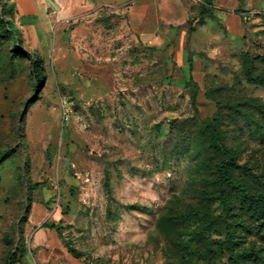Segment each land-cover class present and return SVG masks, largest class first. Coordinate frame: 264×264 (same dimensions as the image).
<instances>
[{
	"label": "rangeland",
	"instance_id": "obj_1",
	"mask_svg": "<svg viewBox=\"0 0 264 264\" xmlns=\"http://www.w3.org/2000/svg\"><path fill=\"white\" fill-rule=\"evenodd\" d=\"M15 8L0 0V150H11L0 162V264L17 247L21 264L46 221L59 230L40 227L34 240L57 237L56 263L260 264L244 251L264 255V238L254 223L236 225L253 222L237 200V215L214 232L200 234L189 216L181 236L159 223L174 205L223 212L214 195L203 199L194 129L218 103L226 141L264 189V85L247 76L264 78V0H148L141 27L128 12L91 10L60 52L55 24L32 49ZM8 21L17 35H6ZM19 40L45 56L36 84L31 59L12 52ZM228 234L237 242L229 251L218 241ZM173 241L197 250L184 258Z\"/></svg>",
	"mask_w": 264,
	"mask_h": 264
},
{
	"label": "trees",
	"instance_id": "obj_2",
	"mask_svg": "<svg viewBox=\"0 0 264 264\" xmlns=\"http://www.w3.org/2000/svg\"><path fill=\"white\" fill-rule=\"evenodd\" d=\"M204 8L205 6L201 5V13H203ZM9 10L12 11V8ZM5 33L11 37L17 35L14 22L8 21L5 25ZM12 52L15 56L31 59L33 83L36 84V82L42 81L45 70V59L41 54L26 49L21 40L14 44ZM188 63L190 65V73L192 74V58L188 59ZM247 76L250 80L264 85L263 77H254L250 71L247 72ZM191 96L192 103L196 106L198 97L197 89L192 91ZM218 104L219 110L216 115L196 123L194 129L196 135L195 150L197 156L200 158L198 166L203 169L202 174L200 170L198 172V174H201L199 181L207 190L203 195V199H209L207 195H214L213 197H216L215 200L221 201L224 205L223 212L215 215L211 212V204L205 203L191 206L183 205L176 208L174 205L173 208L161 215L159 225L167 234L181 236L184 229L183 225L189 216L191 217L190 221L199 223L198 231L200 234L214 232L217 230L218 221H222L226 219V217L236 216L237 211H239L238 207L241 209L247 207L251 211L253 222H236V225H243L249 230L251 228V223H254L259 233L264 238V189L257 187L260 180L252 167L248 164H240L237 158L236 148L230 146L226 141L222 128V104ZM258 134L260 135V142L264 143V129H262V127L258 128ZM10 152V149L0 150V162L7 157ZM235 200L239 202L238 207L234 203ZM42 226L59 230V227L56 226L55 223L50 224L49 222H45ZM218 241L221 246L228 251L237 243L229 234L225 240ZM173 242L178 244V255H183L184 258L197 250L196 247L186 242L184 246L177 243V241ZM10 243H12V241H10ZM24 251L25 249L22 250L20 258L24 255ZM19 253V247H17L14 252L10 250L6 263L17 264ZM244 254H247L249 257H254L260 261V264H264V255L252 250H245ZM235 262L244 264L243 261H239L238 259H236Z\"/></svg>",
	"mask_w": 264,
	"mask_h": 264
},
{
	"label": "crops",
	"instance_id": "obj_3",
	"mask_svg": "<svg viewBox=\"0 0 264 264\" xmlns=\"http://www.w3.org/2000/svg\"><path fill=\"white\" fill-rule=\"evenodd\" d=\"M16 7V15L27 33L31 36L32 49L38 50L39 43L49 42L53 35L46 32L47 26L54 24L58 34V51L62 49V39L72 31L69 30L71 23H74L84 13L95 9H113L118 13L128 12L131 23L135 26H143L149 15V10L145 8L148 0H11ZM53 3H52V2ZM52 3V4H51ZM61 37V38H60ZM69 37V36H68ZM43 58L45 56L40 53ZM48 222V221H46ZM45 223V222H44ZM35 224V223H34ZM43 224V223H42ZM42 224L30 233V240L27 244V251L24 253L21 264H24L25 257L35 249L33 255L34 264H70L69 262H55L58 239L53 238V234L45 233L35 241L37 233L43 227ZM41 227V228H40ZM59 233V232H58ZM52 235V237H50ZM58 235V234H57ZM35 241V242H34ZM30 250V251H29ZM36 256V258H35ZM29 264V262H25Z\"/></svg>",
	"mask_w": 264,
	"mask_h": 264
},
{
	"label": "built area",
	"instance_id": "obj_4",
	"mask_svg": "<svg viewBox=\"0 0 264 264\" xmlns=\"http://www.w3.org/2000/svg\"><path fill=\"white\" fill-rule=\"evenodd\" d=\"M156 39H158V38H156Z\"/></svg>",
	"mask_w": 264,
	"mask_h": 264
},
{
	"label": "water",
	"instance_id": "obj_5",
	"mask_svg": "<svg viewBox=\"0 0 264 264\" xmlns=\"http://www.w3.org/2000/svg\"><path fill=\"white\" fill-rule=\"evenodd\" d=\"M52 2V1H51ZM53 3V2H52Z\"/></svg>",
	"mask_w": 264,
	"mask_h": 264
}]
</instances>
